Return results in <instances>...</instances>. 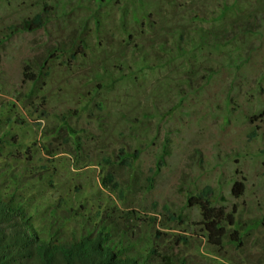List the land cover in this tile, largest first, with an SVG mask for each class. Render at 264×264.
Returning <instances> with one entry per match:
<instances>
[{
  "label": "rangeland",
  "instance_id": "obj_1",
  "mask_svg": "<svg viewBox=\"0 0 264 264\" xmlns=\"http://www.w3.org/2000/svg\"><path fill=\"white\" fill-rule=\"evenodd\" d=\"M1 149L38 225L264 264V0H0Z\"/></svg>",
  "mask_w": 264,
  "mask_h": 264
},
{
  "label": "trees",
  "instance_id": "obj_2",
  "mask_svg": "<svg viewBox=\"0 0 264 264\" xmlns=\"http://www.w3.org/2000/svg\"><path fill=\"white\" fill-rule=\"evenodd\" d=\"M44 19V14L37 13L23 26L33 29L43 25ZM80 53H84L83 46L72 53V58ZM37 78L34 70L25 69V80ZM25 198L0 190V264H193L178 251L189 244L190 237L185 234L166 243L163 232L158 230L156 239L160 242L150 241L141 248L125 239L124 231H118L117 224L105 218L90 232L65 233L63 224L38 225L41 214ZM163 209L171 219L176 218L169 207L165 205ZM51 215L48 213L49 219ZM66 219H71V214Z\"/></svg>",
  "mask_w": 264,
  "mask_h": 264
}]
</instances>
